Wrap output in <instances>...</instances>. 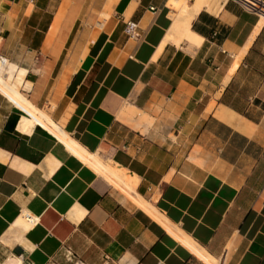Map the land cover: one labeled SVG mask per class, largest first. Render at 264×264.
Listing matches in <instances>:
<instances>
[{"label": "crops", "instance_id": "obj_1", "mask_svg": "<svg viewBox=\"0 0 264 264\" xmlns=\"http://www.w3.org/2000/svg\"><path fill=\"white\" fill-rule=\"evenodd\" d=\"M170 1L0 0L8 257L264 264V18L226 0L175 43Z\"/></svg>", "mask_w": 264, "mask_h": 264}, {"label": "bare ground", "instance_id": "obj_2", "mask_svg": "<svg viewBox=\"0 0 264 264\" xmlns=\"http://www.w3.org/2000/svg\"><path fill=\"white\" fill-rule=\"evenodd\" d=\"M226 0H171V7L177 10L176 13H174L172 16V23L170 26L169 32L166 34L165 38L167 40H172L175 43L178 41H181V39L185 37H190L192 36V39H199L200 38L195 35L191 30H190V22L195 17L196 13L201 10V9H206L209 12L211 11L212 13H216L221 9L223 3ZM5 61L3 62V65H5ZM4 73L3 69L1 67L0 69V84L5 87V89L12 95L19 97L20 99H23L24 101L25 98L24 96L19 93L12 85L7 83L4 80ZM13 96V97H14ZM33 110L41 116V118H45L46 121L50 122L53 124L52 119H50L45 113L33 106H31ZM31 127V121L27 118H22L20 121V124L18 125V129L22 131L28 132ZM57 131L62 133V130L56 126ZM71 141V140H69ZM67 142V141H66ZM73 142V141H71ZM98 160V159H97ZM96 160V161H97ZM100 162V161H98ZM101 164V163H100ZM102 165V164H101ZM107 165V164H106ZM103 166L107 171H109L116 179L124 183L126 186L131 187V185L134 183L135 177L132 174L127 173L126 175H122L120 171L117 168H112L110 165L108 166ZM123 184V185H124ZM27 219V218H26ZM28 220V219H27ZM14 259H16L15 264H22V259L20 256H13ZM11 259V258H10ZM82 264V263H80Z\"/></svg>", "mask_w": 264, "mask_h": 264}, {"label": "built area", "instance_id": "obj_3", "mask_svg": "<svg viewBox=\"0 0 264 264\" xmlns=\"http://www.w3.org/2000/svg\"><path fill=\"white\" fill-rule=\"evenodd\" d=\"M238 2L245 10L256 12L264 18V0H233ZM153 9V6H150ZM138 22L135 19H127L124 23V31L127 35L132 37L138 36ZM25 217L29 221H36V218L31 214L25 212Z\"/></svg>", "mask_w": 264, "mask_h": 264}, {"label": "rangeland", "instance_id": "obj_4", "mask_svg": "<svg viewBox=\"0 0 264 264\" xmlns=\"http://www.w3.org/2000/svg\"><path fill=\"white\" fill-rule=\"evenodd\" d=\"M9 255H12V254L10 253V250L8 249V247L6 245H4L3 243H0V264H2L4 261H6V264H12L14 258H13V256L8 257ZM8 258H11V259L6 260ZM15 263H16V259H14L13 264H15Z\"/></svg>", "mask_w": 264, "mask_h": 264}]
</instances>
